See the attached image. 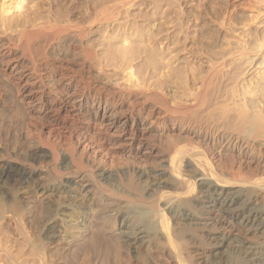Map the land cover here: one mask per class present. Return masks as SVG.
Instances as JSON below:
<instances>
[{
    "label": "bare ground",
    "instance_id": "obj_1",
    "mask_svg": "<svg viewBox=\"0 0 264 264\" xmlns=\"http://www.w3.org/2000/svg\"><path fill=\"white\" fill-rule=\"evenodd\" d=\"M249 1L202 6L225 32L181 0L3 1L0 78L27 117L23 139L0 129V264H147L157 247L264 264V0Z\"/></svg>",
    "mask_w": 264,
    "mask_h": 264
},
{
    "label": "rangeland",
    "instance_id": "obj_2",
    "mask_svg": "<svg viewBox=\"0 0 264 264\" xmlns=\"http://www.w3.org/2000/svg\"><path fill=\"white\" fill-rule=\"evenodd\" d=\"M3 1L4 0H0V6H2V3H3ZM47 1H49V0H47ZM182 2H183V9H184V7L186 6V7H190V9H192L195 13L197 12H199V11H201L202 9L204 10V7H202L203 5H205V4H207L208 6H213L215 3H212V2H214V1H224L225 3L227 2V9L225 10L226 11V13L224 14V12L225 11H223V14L224 15H226L227 16V14L228 13H232V12H237L238 14H248V11H249V4L251 3L249 0H245V1H240V2H238V0H181ZM188 1V4L186 3ZM244 4V5H243ZM145 6H146V4H144V5H142V7L141 8H145ZM210 6V7H211ZM152 8V5H150L149 7H147L145 10L147 11H149L150 9ZM168 7L167 6H165L164 7V10L166 11V9H167ZM178 9V8H177ZM183 9H179V11H181V12H184V10H186L187 8H185L184 10ZM168 10V9H167ZM137 11H139V10H137ZM136 11V12H137ZM204 11H206V12H208V15H207V18H209V19H211V26H212V28H215V29H220V31L221 32H225L226 30H225V28L223 27V26H221V24H220V21L218 20V19H216V18H214L213 16H212V13L210 12V9L209 8H207L206 10H204ZM206 17V16H205ZM206 18V19H207ZM199 22L200 21H198V20H196L195 22H193V25L194 26H192L191 27V31H194V30H197V29H199L200 28V25H198L199 24ZM98 49L100 50V52H101V47H98ZM2 80V81H1ZM2 82H3V84H2ZM4 82H6L5 81V79H4V81H3V78H0V88H1V86H3V88H1L2 89V91L4 92V96L5 95H7V92H6V94H5V91H7V89H8V98L5 96V103L4 104H2L1 105V107L3 108L2 109V112H1V108H0V116H2L1 118H2V120H1V118H0V129H2V126H4L5 128H6V130H8V131H12V133H13V135L14 136H16V137H18L19 135L21 136V139H23V134H21V133H23V129H22V125H21V120L22 119H25L26 117H27V114H26V111H24L25 109H24V106H23V104L21 105V103H20V101L17 99V97H16V93H15V91H14V89L11 87L10 88V84H8L7 82H6V84L4 83ZM120 82L121 83H124V80L121 78L120 79ZM6 85H7V87H6ZM10 88V89H9ZM13 91L12 93L11 92H9V91ZM12 95H14V96H12ZM17 99V100H16ZM8 101V102H7ZM7 102V103H6ZM5 105H6V107H5ZM9 106V107H8ZM10 109V110H9ZM24 109V110H23ZM13 110V111H12ZM11 111V112H10ZM15 111V113H13ZM21 111V112H20ZM25 112V117H21V115ZM16 112H18V113H16ZM23 112V113H22ZM10 113H11V116H10V119H9V121H10V123H8L9 121H8V118H9V116L7 115V114H9L10 115ZM14 115H13V114ZM20 113H21V115H20ZM3 114V115H2ZM15 114H17V116H15ZM18 115H20V116H18ZM23 115V116H24ZM5 116L7 117L6 119H5ZM14 116V117H13ZM11 117H13L12 119H11ZM16 117V118H15ZM19 117V118H18ZM4 118V119H3ZM15 118V119H14ZM18 118V119H17ZM21 118V119H20ZM12 120V121H11ZM14 120L16 121V122H14ZM2 122V123H1ZM12 122H13V127H9L8 125H11L12 126ZM6 123H8V125H6ZM15 124H17V125H15ZM16 126H17V128H16ZM8 127V128H7ZM15 127V128H14ZM18 129V130H17ZM15 130L17 131V132H15ZM1 131V130H0ZM20 131V132H19ZM15 133V134H14ZM19 134V135H18ZM19 136V137H20ZM18 137V138H19ZM22 151V152H21ZM19 152V155L20 156H22L23 155V153H24V150H19L18 151ZM147 170V169H146ZM149 173V171L147 172V174ZM151 177V176H150ZM146 180H149V178H148V176L145 178ZM150 179H154L153 177H151ZM164 179H162V181H163ZM145 185H146V183H145ZM24 191V189H22L21 190V192H23ZM49 195H50V193H47L46 195H43V193H38L37 195H36V198H35V201H34V203L32 202L30 205H31V210H33V211H31L30 213H28L27 214V218H29L28 220H30V222L28 221V223L27 224H29L28 225V230H29V233H30V235H32L33 237H37L38 235H39V228L38 227H36L35 225H37L34 221V217H36V213L35 212H37V210H38V208L40 207V205H41V203H42V200H46L48 197H49ZM255 200H256V202L257 203H259L261 200H262V198H261V196H257L256 198H255ZM35 208L37 209V210H35ZM35 210V211H34ZM34 214H36V215H34ZM146 218V217H145ZM148 219V218H147ZM89 220H92V218H91V214H90V218H89ZM79 221H75V223L77 224ZM33 223L35 224V225H33ZM38 226V225H37ZM88 226H89V224H88ZM11 232H12V236H11V238L13 237L14 239L13 240H11V241H14L13 243H8V245H9V247H10V249L11 250H13V248H14V250H16V247H15V245L16 244H18V242H20V241H18L19 239H20V237H19V239H18V235L16 234V232L14 233V231L13 230H11ZM230 235L232 234V235H235V236H242V234L238 231V230H235V231H233V232H230L229 233ZM16 238V239H15ZM18 239V240H17ZM253 243H255V242H257L258 241V239H256V238H254V239H252L251 240ZM14 244V245H13ZM61 244V245H60ZM14 247H13V246ZM60 245V246H59ZM11 246H12V248H11ZM70 244H69V239H67V240H64V243H55L54 245L52 244L50 247H51V249L52 250H55V251H63V253H65V254H67V252H68V250L70 249ZM110 246H111V249H110V257H111V260L113 261V259L114 258H117L118 256H120L121 254H122V252L124 253V250L122 249V247L120 246V244H116V243H114V242H112L111 241V243H110ZM27 247V248H26ZM25 247V251L26 250H28V245ZM156 248V247H155ZM161 248V249H160ZM157 247L156 248V250L154 249L153 250V248H151V250L152 251H150V253H146V252H144L146 255H147V258H148V260H146V263H147V261H148V263L147 264H177V262H176V259H175V256L173 255V253L171 252V250H169V248H167V247H164V248H162V247ZM0 259L2 258V260L0 261V262H6L7 261V253H5V249H7V248H5V247H3V248H1L0 247ZM3 249V250H2ZM161 251H160V250ZM13 250V251H14ZM123 250V251H122ZM24 251V252H25ZM145 251H147V252H149V250H145ZM154 251V252H153ZM156 251H157V253H159V254H155L156 253ZM15 252V251H14ZM26 252H28V253H26L25 255H24V257L21 259V261L25 258V259H31L32 261L35 259V257L32 255V253L30 252V250H28V251H26ZM17 253V252H16ZM29 254V255H28ZM5 255H6V257H5ZM156 255V256H155ZM29 258H28V257ZM150 256V257H149ZM155 256V257H154ZM157 257V258H156ZM3 258H4V260H3ZM34 258V259H33ZM113 258V259H112ZM234 259V258H233ZM105 260L106 259H100L99 260V262H95V264H107L106 262H105ZM63 261L65 262V260L63 259V260H59L58 261V263L59 264H62L63 263ZM80 261L81 260H73L71 263H69V264H80ZM102 262V263H101ZM34 264L36 263V264H38L37 262H33ZM32 264V263H31ZM113 264H115L114 262H113Z\"/></svg>",
    "mask_w": 264,
    "mask_h": 264
}]
</instances>
